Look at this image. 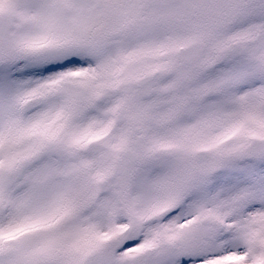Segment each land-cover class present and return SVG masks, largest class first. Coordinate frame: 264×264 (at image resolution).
<instances>
[{"label": "snow or ice", "instance_id": "obj_1", "mask_svg": "<svg viewBox=\"0 0 264 264\" xmlns=\"http://www.w3.org/2000/svg\"><path fill=\"white\" fill-rule=\"evenodd\" d=\"M0 264H264V0H0Z\"/></svg>", "mask_w": 264, "mask_h": 264}]
</instances>
